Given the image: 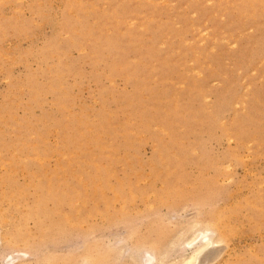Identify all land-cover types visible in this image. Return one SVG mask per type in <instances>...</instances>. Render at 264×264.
I'll list each match as a JSON object with an SVG mask.
<instances>
[{
  "label": "rangeland",
  "instance_id": "obj_1",
  "mask_svg": "<svg viewBox=\"0 0 264 264\" xmlns=\"http://www.w3.org/2000/svg\"><path fill=\"white\" fill-rule=\"evenodd\" d=\"M194 227L264 264V0H0V264H166Z\"/></svg>",
  "mask_w": 264,
  "mask_h": 264
},
{
  "label": "bare ground",
  "instance_id": "obj_2",
  "mask_svg": "<svg viewBox=\"0 0 264 264\" xmlns=\"http://www.w3.org/2000/svg\"><path fill=\"white\" fill-rule=\"evenodd\" d=\"M242 6V5H241ZM259 9V8H258ZM104 19V18H103ZM98 30V34L99 36L96 38L92 37L90 35H88L87 30L85 29V34L88 37L87 38V43L91 45V41L97 39V38H101L103 41L104 45H107V47H113V45L116 44L117 42V36L115 35H110V36H104L102 34V30L98 27L96 28ZM91 31V30H90ZM115 31V30H114ZM92 32V31H91ZM89 32V33H91ZM94 32V31H93ZM110 32V31H109ZM95 33V32H94ZM76 37V36H75ZM90 37V38H89ZM99 38V40H100ZM93 43V42H92ZM102 43V42H101ZM247 49V47H246ZM263 54V53H262ZM261 55V54H260ZM244 121V120H243ZM33 215V214H32ZM217 215V214H216ZM195 222V221H194ZM197 223V222H196ZM199 223V222H198ZM201 225H203L202 223H199ZM206 223L204 222V225ZM211 224V223H210ZM193 225V222H192ZM195 225V224H194ZM198 227V224H196ZM213 225V224H212ZM211 225V227H212ZM190 227V226H189ZM197 227L194 228H190L189 230V234H182V237L179 239H177V241L174 243L173 239L172 242L174 243V248L175 252L177 253V257L175 259H173V262H169L170 260V255L167 256L168 257V261L166 264H200L198 262L199 258L206 253L210 252V249L215 246V244L217 245L218 243L220 244L221 241H223V239L225 237L228 236V234H214L215 232L211 229H197ZM204 227V226H203ZM216 227V226H215ZM199 228V227H198ZM213 229V228H212ZM220 230V229H219ZM223 232V230H222ZM213 233V234H212ZM226 233V232H225ZM181 235V234H180ZM173 238V237H172ZM175 238V237H174ZM171 242V241H170ZM223 243V242H222ZM162 245V244H161ZM172 245V244H171ZM218 246V245H217ZM172 247V246H171ZM219 247V246H218ZM138 248V247H137ZM215 248V247H214ZM217 248V247H216ZM142 249V248H141ZM137 250V249H136ZM133 251V250H132ZM213 251V250H212ZM215 251V250H214ZM213 251V252H214ZM137 252H139V249L137 250ZM164 255H167L168 253H165L167 251H163ZM162 252V253H163ZM217 252V251H216ZM119 253V252H118ZM215 253V252H214ZM136 254V252H135ZM213 254V253H212ZM210 254L211 257L207 258L208 261H206L207 264H212V261H214V259H217L218 254ZM163 254L158 255V253L156 254V252L149 250V249H143V251L141 252V254H136V256L138 258L133 257L132 255H130V257L134 260L133 264H163V260H164V256ZM205 257V256H203ZM131 259V260H132ZM20 261L16 262V264H19ZM169 262V263H168Z\"/></svg>",
  "mask_w": 264,
  "mask_h": 264
}]
</instances>
